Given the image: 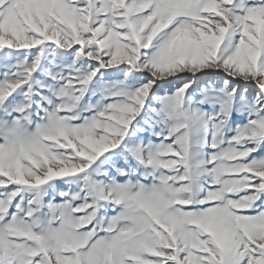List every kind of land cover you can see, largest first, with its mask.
I'll return each mask as SVG.
<instances>
[{
  "label": "snow or ice",
  "instance_id": "1",
  "mask_svg": "<svg viewBox=\"0 0 264 264\" xmlns=\"http://www.w3.org/2000/svg\"><path fill=\"white\" fill-rule=\"evenodd\" d=\"M0 264H264V0H0Z\"/></svg>",
  "mask_w": 264,
  "mask_h": 264
}]
</instances>
